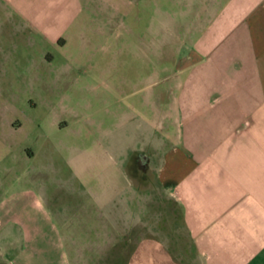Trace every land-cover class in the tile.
<instances>
[{
    "label": "crops",
    "instance_id": "1",
    "mask_svg": "<svg viewBox=\"0 0 264 264\" xmlns=\"http://www.w3.org/2000/svg\"><path fill=\"white\" fill-rule=\"evenodd\" d=\"M172 4L185 22L154 55L172 61L173 77L127 94L121 141L99 142L118 176L91 180V205L108 215L92 231L97 245L121 246L125 264H264V0ZM20 150L6 174L26 171L0 190V264H71L66 224L52 216L66 201L27 176L35 153ZM76 170L69 178L87 181Z\"/></svg>",
    "mask_w": 264,
    "mask_h": 264
},
{
    "label": "rangeland",
    "instance_id": "2",
    "mask_svg": "<svg viewBox=\"0 0 264 264\" xmlns=\"http://www.w3.org/2000/svg\"><path fill=\"white\" fill-rule=\"evenodd\" d=\"M172 1L0 0V190L26 171L19 164L6 174L16 168L17 152L31 147L35 158L27 176L45 185L57 205L67 202L61 217L52 216L66 224L71 264H125L121 246L97 245L102 241L92 228L108 215L91 205L98 185L91 180L97 171L118 176L98 144L121 141L126 95L144 80L173 77L172 61L161 63L154 55L185 22L186 7ZM48 74L55 78L52 92L43 85ZM170 87L162 83L135 98ZM10 123L21 129L12 131ZM78 167L87 181L69 178ZM113 220L119 224L121 215Z\"/></svg>",
    "mask_w": 264,
    "mask_h": 264
}]
</instances>
